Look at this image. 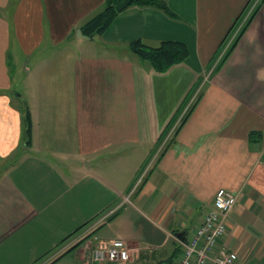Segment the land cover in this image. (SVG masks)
I'll return each mask as SVG.
<instances>
[{"label":"crops","instance_id":"crops-1","mask_svg":"<svg viewBox=\"0 0 264 264\" xmlns=\"http://www.w3.org/2000/svg\"><path fill=\"white\" fill-rule=\"evenodd\" d=\"M164 1L175 15L130 4L88 39L104 0H0V264H174L219 188V243L264 260V0ZM136 38L189 54L157 71ZM115 239L129 259L95 261Z\"/></svg>","mask_w":264,"mask_h":264},{"label":"built area","instance_id":"built-area-1","mask_svg":"<svg viewBox=\"0 0 264 264\" xmlns=\"http://www.w3.org/2000/svg\"><path fill=\"white\" fill-rule=\"evenodd\" d=\"M235 201L234 191L225 188L216 190L211 208L184 241L174 264H236V252L219 243L225 235L226 220ZM130 251L121 239L101 241L93 250V259L99 262H124L129 259ZM261 264H264V260Z\"/></svg>","mask_w":264,"mask_h":264},{"label":"trees","instance_id":"trees-1","mask_svg":"<svg viewBox=\"0 0 264 264\" xmlns=\"http://www.w3.org/2000/svg\"><path fill=\"white\" fill-rule=\"evenodd\" d=\"M118 1L120 0H104L103 7L81 24L82 32L86 35L101 34L118 14L119 11L115 9V4ZM131 4L153 5L161 8L169 15H175L164 0H134ZM251 16L248 18L247 23ZM129 45L133 53L148 62L157 71H164L171 65L182 62L189 54L187 44L180 40H162L158 45L152 46L145 44L140 38H136L131 40ZM190 110L187 111L185 116ZM24 119L27 124V133L29 134L31 120L28 111L24 113Z\"/></svg>","mask_w":264,"mask_h":264},{"label":"rangeland","instance_id":"rangeland-1","mask_svg":"<svg viewBox=\"0 0 264 264\" xmlns=\"http://www.w3.org/2000/svg\"><path fill=\"white\" fill-rule=\"evenodd\" d=\"M249 8H250V6H249ZM248 9L244 12V14H246V12L248 11ZM183 17H185L184 19H186L187 16L185 15ZM180 20L181 21H184L181 18H180ZM76 34H77V32H76ZM96 36H97L96 38H98V39L100 38L97 34H96ZM46 38H47V36H46ZM118 50H121V49H118ZM21 61H22V63H19V61L17 62L18 66L20 65V69H18V70L12 69L11 70V74H13V83H14L13 84L14 85L13 86L14 87V92L12 94L13 95V99H15L16 98V95L19 94V93H21L22 95H24L25 88H26L27 81H25V80L23 81V77L25 76L24 75L25 70L23 68V63L25 62V59L23 58V60H21ZM26 111H28V109H27V107L25 105L24 113Z\"/></svg>","mask_w":264,"mask_h":264},{"label":"water","instance_id":"water-1","mask_svg":"<svg viewBox=\"0 0 264 264\" xmlns=\"http://www.w3.org/2000/svg\"><path fill=\"white\" fill-rule=\"evenodd\" d=\"M134 0H120L118 2H116L115 4V9L117 11H121L123 10L125 7H127L128 5H130ZM77 35L81 38H88L90 39L92 37V35H86L82 32L81 28L78 27L76 29ZM179 237L183 240V236H185V232H179Z\"/></svg>","mask_w":264,"mask_h":264}]
</instances>
